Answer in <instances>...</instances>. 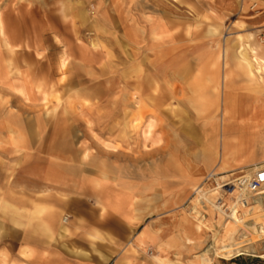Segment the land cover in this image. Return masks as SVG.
Here are the masks:
<instances>
[{"label": "rangeland", "instance_id": "374dc122", "mask_svg": "<svg viewBox=\"0 0 264 264\" xmlns=\"http://www.w3.org/2000/svg\"><path fill=\"white\" fill-rule=\"evenodd\" d=\"M193 1L197 8L173 0H18L38 6L40 23L54 32L33 34L38 63L24 50L21 97H8V109L22 108L24 121L43 123L40 141L65 136L82 162L104 168L141 169L144 151L157 158L165 128L166 148L173 151L175 140L190 141L194 131L210 137L214 121L221 126L246 115L253 118L248 139L264 136V127L253 123L256 107L264 105V1ZM145 13L165 15L162 36L140 29ZM7 137L9 182L13 170L34 161L26 159L30 151H15L14 130ZM260 167L264 162L239 173H200L197 186L160 225V246L138 248L136 263L264 264V189L223 186ZM249 231L256 234L253 243Z\"/></svg>", "mask_w": 264, "mask_h": 264}, {"label": "crops", "instance_id": "0c3cea01", "mask_svg": "<svg viewBox=\"0 0 264 264\" xmlns=\"http://www.w3.org/2000/svg\"><path fill=\"white\" fill-rule=\"evenodd\" d=\"M17 1L0 0L4 20V35L0 34V264H137L138 248L160 246V225L197 186L200 173H239L264 162V136L248 139L253 118L247 115L223 121L221 126L214 121L217 131L210 137L201 138L194 131L190 141L175 140L174 151L166 148L165 128L164 135L159 132L157 158L144 151L141 169L84 163L67 148L70 142L65 136H54L50 143L40 141L44 138L37 129L43 123L24 121L22 108L14 107L12 114L7 98L21 97L17 87L18 80H24V50L34 58L27 59L30 63H38V38L33 34L54 29L44 20L40 23L38 6ZM173 1L197 8L193 0ZM144 16L146 25L140 29L150 36L155 31L157 37L166 32L165 15ZM253 123L264 127L263 104L256 107ZM8 129L15 132V151H30L26 159L34 161L13 170L9 177L15 179L9 182ZM218 131L221 140L217 141ZM200 148L206 152H202L201 172ZM38 209L44 211L38 213ZM60 233L65 236L61 238Z\"/></svg>", "mask_w": 264, "mask_h": 264}, {"label": "built area", "instance_id": "2783aa9c", "mask_svg": "<svg viewBox=\"0 0 264 264\" xmlns=\"http://www.w3.org/2000/svg\"><path fill=\"white\" fill-rule=\"evenodd\" d=\"M223 186H227L228 188L232 187L233 189L238 188L239 190L244 189L250 193H256L264 188V168L242 173L234 179L232 184L229 183Z\"/></svg>", "mask_w": 264, "mask_h": 264}, {"label": "bare ground", "instance_id": "6f19581e", "mask_svg": "<svg viewBox=\"0 0 264 264\" xmlns=\"http://www.w3.org/2000/svg\"><path fill=\"white\" fill-rule=\"evenodd\" d=\"M65 10H66V8H65V6L63 5L62 6V12H63V14H64V16H66V13H65ZM67 18V17H66ZM61 66V65H60ZM63 67V66H62ZM88 154H86V156H87ZM260 168H263V167H260ZM259 169V168H258ZM264 189V188H263ZM263 189H261L260 191H262ZM260 191H258V192H256V193H259ZM251 236L249 237V239L248 240H250V242L251 243H253L252 242V238H254V237H256V234L253 232V231H249L248 232ZM262 235H264V234H262ZM249 242V243H250ZM250 243V244H251ZM240 247H242V248H244V245H242V246H240ZM247 247H245V249H246ZM246 251V250H245Z\"/></svg>", "mask_w": 264, "mask_h": 264}, {"label": "trees", "instance_id": "16d2710c", "mask_svg": "<svg viewBox=\"0 0 264 264\" xmlns=\"http://www.w3.org/2000/svg\"><path fill=\"white\" fill-rule=\"evenodd\" d=\"M244 258H238L237 260H235L236 262H242V260H243ZM257 260H259V259H257Z\"/></svg>", "mask_w": 264, "mask_h": 264}]
</instances>
